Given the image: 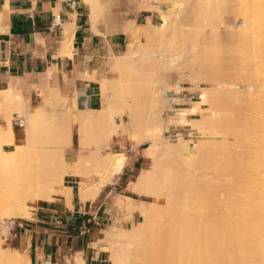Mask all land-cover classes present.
I'll return each mask as SVG.
<instances>
[{"label":"bare ground","instance_id":"1","mask_svg":"<svg viewBox=\"0 0 264 264\" xmlns=\"http://www.w3.org/2000/svg\"><path fill=\"white\" fill-rule=\"evenodd\" d=\"M146 1H149V0H146ZM235 1H236V5H237V0H235ZM248 1L250 2V0H248ZM248 1L246 0L248 7H249L250 3L252 5L254 2L259 4V0H257L258 2L251 0L250 3H248ZM85 2L87 4V8L89 9V11H88L89 21L91 23L92 29L94 30V32L96 34L100 32L104 36H106V39H108L109 35L121 33L123 35H127V36L132 37L133 39L136 40L135 41L136 43L131 41V40H130V42H128L126 49H128V48L129 49L127 50V53H125V55L118 54L115 51V53H112V55L107 57L108 58L107 59V66L109 68L113 67L115 70L118 71V73L115 77L110 78L108 76H103V77L97 78L96 76H90L87 71H86V74L83 73L82 75L78 76V78L82 79L86 85L90 81L89 80L90 78L98 80V83L100 85V101H101L100 105L98 107H89L88 105H85V103L82 102V100H81L82 96L85 94V91L82 89H75V96L72 97V101L69 105H68V103L65 102L66 103L65 105H67L66 107L70 106V108H71V104L74 107V116H75L74 120L76 123L71 127V132H70L69 138L71 139V142H72L74 140L75 134L77 133L76 136H78V148L76 150V153H74V157L72 158L73 160L68 161V159L65 156L67 154H66V152H64L65 155L62 154L61 157L58 156L56 158V160L55 159L53 160V162L50 161L51 164L50 163L49 164H50L51 169L48 166L49 164L47 165L48 166L47 169L52 170V172L49 173L50 176L48 175V172H46L44 174V175H47L46 178L43 175L44 177L42 176L41 177L42 179H35L34 180V179L28 178V177L32 178L31 174H29L31 176H29V175L28 176L17 175L20 177V179H21V177L22 178L24 177L30 181H27V179H26V181L24 179H23L24 181L21 180V182L23 181L24 183L28 184V185L25 184L26 188L24 187L23 189H21V191H20L21 193L19 192L17 195L13 194V200L8 201V202L6 201L7 203H5L4 206H2L3 208H1L2 210H0V230L2 229V231H0V236L2 233L8 232L10 230L15 219L26 218V217L31 216L33 208H32L30 201L28 199L32 200V202L40 200V199H46L49 196V194L58 190V187L60 188L62 186L63 191L65 192L67 198L70 201H72V197H73V187L79 188V197L81 200L85 201L88 198H92L93 200H95L97 195H99V192L101 190V186L95 187V190L92 192L89 191L88 189H86V183L93 179L94 174H102L103 175V179L101 181V184L103 187L106 186L107 184H112V183L116 182L115 180L118 179V177L120 176V174L123 172V170L125 168L127 155L125 152H120V151H117L116 153L105 154L101 150V146L99 144L100 140L107 142L111 139V137H114L116 135L121 136L123 134V132L120 133V130H118V128H117V126L122 124V118L120 120H118L117 112L114 110V107H113V99L115 98L114 96L118 94V93L115 94L113 92V89L122 88V90L125 92V89L128 90L127 87L129 85H131V83H134L133 85H135L136 84L135 82H137L138 80L140 81L142 78H144L143 75H145V74L143 73V71L145 70L146 64H144V63H146V62H143V64H144V65L142 64L143 67L141 66L139 68L142 70V71L140 70L139 76L137 75V77H132L133 78L132 80H134V78L136 79L138 77L141 78V79L138 78L137 81H135V82H133L132 80H131L132 82H129L127 80L129 75L127 74L128 71H127V73L125 71V69L128 66L131 67L130 65H132V63L134 65L136 63H140L141 61H143L142 60L143 57H144V59H148V61L149 60L151 61V59H152V61H156L157 63L160 62V65H161L160 67L158 66V64L156 62H151V64L156 63L154 65H156L157 67H159L161 69H163V68L165 69V67H164L165 65H166V69L168 66L169 70L172 67L171 66L169 68L168 63L171 64V62L170 61L168 62L167 60H166L167 63L165 62V65H162L164 63V60L160 58L163 61H160V60L158 61L160 54L156 53L157 51L154 48L153 49H152V47L149 48L151 44L154 45V43H152V42H154V39L158 38L160 35H163L165 33L166 28H167V17L166 16H162L163 22L160 24H154L152 22L151 16H147L146 17V24H140L143 27L146 26L144 30H141L143 32H141L138 30L139 27L137 28V24H139V23L136 22V18H130L127 15V13L130 10L136 8L135 4L136 3L139 4L140 0H128L127 6H124L123 4H121L120 0H85ZM261 2L263 5L262 7L260 6ZM261 2L259 4V6H260L259 9H261V10H259V11L257 9L254 10V6L256 4L253 6L250 5V9L252 6L251 11L253 10V12H251L249 10V14H245L248 12V11H245V9H244V7H246L247 5L245 6V4H246L245 1H244L245 4H243V0H242V2L240 0V4L242 3V5H240L241 6L240 9H242L244 12L240 13L239 9H237L239 11V14H240L239 18L241 19L242 13H244L247 17L245 19L244 15H242L244 17V19L242 17L241 22H242L244 27L242 26V24L238 25L239 27L241 25L242 28L247 27V30H244V32H243V34L245 33L244 34L245 36L244 37L242 36L243 37V41H241L242 43L243 42L246 43L247 37H250V32L252 31L251 29H254L256 27H257L256 29L259 28L258 31L256 30L257 31V43L260 44V40H261L262 45L264 43V23L262 24V27H261V25L259 27L258 26L253 27L252 25H250L248 27L250 21L251 22L253 21L252 23H254V21H256V23H258V21L260 19L259 16L260 17L262 16L260 21H264V1L261 0ZM144 7L147 9H152V6L149 3L147 5H145ZM256 7H258V5ZM218 9L220 10L221 8H218ZM246 9H247V7H246ZM219 10H216V12H215V10L213 9L210 12L211 14L207 15L206 13H204V15L205 14H206V16L211 15L213 17V16H215V13H216L217 14L216 19L221 20V17H220L221 12ZM217 11L219 12V16H218ZM207 12H209V11H207ZM255 12H257V16H258L255 19L259 18L258 21L253 18L254 16H256ZM236 14H238V13L236 12ZM248 16H249V18L252 17L253 19L250 20L248 18ZM242 20H245V22ZM247 21H248V23H247ZM100 23L104 24L103 27H101V28H100ZM228 23H229V21H228ZM256 23H254L253 25H255ZM221 25H222V23L219 26H221ZM238 26H237V28H239ZM216 28H218V25L216 26ZM216 28L214 30L219 31ZM140 29H142V28H140ZM75 30H76V27H75L74 22H72V24L68 23L66 25V30H64V31L66 32V35L69 36V40L65 39V37L63 38V42H62L63 48L61 51L58 52V55L63 56V53L66 52V55H68L70 58L73 57V51H72L71 47H72V43L74 41ZM214 30H213V38L216 37L214 35V33H217L216 35L218 38L219 33L214 32ZM239 30H242V29L239 28ZM233 31H235V30H233ZM200 32L204 33L203 31H200ZM237 32H238V34H240V36H239L240 40H242V37H241L242 32L238 31V29H237ZM141 33L143 34V36L147 40L145 43L142 40H140ZM247 33L249 34L248 36H247ZM204 35L202 37L201 33H200L198 35V37L201 36L203 38L202 39L203 41L206 38H209V37L211 38L210 35H209V37H207V35H205V36ZM259 35H262L261 38H259L260 40L258 39ZM187 37L186 38L184 37V40L186 39L185 42H187ZM190 38H193V37H188V39H190ZM195 38H196V36H195ZM221 38L222 37L220 34V39ZM249 39L250 38H248V41L250 42ZM206 40L207 41H205V42L209 41L208 39H206ZM215 40L216 41H214V39L211 40L212 45L209 44V46H210L209 50L212 49L211 47H213L214 49L219 47V46H217L218 44L222 45L220 43H221V40H223V38L220 40V43H218L216 38H215ZM230 40H233V38ZM240 40H239V42H240ZM192 41H194V40H192ZM203 41H201V42H203ZM236 41L238 42L237 39H236ZM248 41H247V44H245V43H243V45L241 44V46H243V47H242V49L240 48L241 49L240 51H239V46L235 47L236 50L238 48L237 51H239L240 53L242 52L241 54L237 51H234L235 49L232 47L231 51L235 52L236 54L239 53L240 55L234 54L235 55L234 56L232 54H229L230 55L229 58L231 59L233 56L231 61L232 60L234 61V59L236 57H239V56H240V58H242L241 55H243V58H244L245 57L244 53L253 54L252 56H254V55L256 56L255 58H253L254 59L253 60L251 58V55H248L249 59L251 58L250 59L251 62L250 61L248 62L249 68L244 69L242 67L241 71H239V73H238L237 71H235L236 69L234 67V71L236 73L234 71H232L230 73L231 75H233V73L236 74V76H235V78H233V80L235 82H237L236 80L239 79L237 74H240V75L243 74L242 70L244 69V70H246V73L249 72V74L247 73L249 79L246 80L247 77L245 76L246 78L244 77V81H243L242 77L246 74L244 72L245 74H243V76L241 75L242 76L241 82H244V83L247 82V83H249L248 85H250L251 87L253 85H256V88L253 86L255 89L251 88L249 86L250 89H252V90L254 89L253 91L252 90L246 91V89H245V91L249 94L253 92L252 96H250V95L248 96L247 93H243V92L241 94L239 93V95H238V98L242 97L241 98L242 100H240L242 103H244L243 100L247 102V100L249 101L251 99L250 97H252L253 100L251 99L248 102V103H250L252 101V104H250V106H248L249 105L248 103H246V102L244 103V106L246 105L248 108L243 106L245 108L244 109L239 105L241 107V108L239 107V109H242V110L244 109L243 111L249 112L248 109H251L250 113H249L250 115H248V113L246 115H244L246 112H243V116H241L238 120H235L233 122H228V119H227V123L226 122L223 123L222 120L224 118L220 119L217 115H216V119L214 118L215 116L213 117L214 119L212 118V116L214 115V112L216 111V107H218L217 104H219V102H220V104L223 105L221 102L226 101L224 98V94L229 93L230 92L229 90H231V88L228 87V85L230 86V84H227V85L225 84V86H227V89L230 88L228 90V92H226V93L222 91V93H223L222 94L220 90H219L220 92H218L215 88H213L217 91L218 95L219 94L223 95L222 97L216 95L217 96L216 98L220 97L219 100L217 99V102L216 101L214 102L215 98H213V97L215 95L211 96L212 99H210L207 96L204 97L205 101L202 103L207 104L206 101L207 102L209 101L208 104L210 105V108L207 110L201 109L202 112L212 110V111H210V112H212V116H206L205 117V119L206 120L208 119V121L204 123L202 120H198V121L194 120L195 122H193L191 124H190V122L193 120H191L190 122H187L190 124V125L188 124V126H187L189 128L190 132H187V133L181 135L180 137L177 136L178 133L176 136H172V137L171 136L168 137V135H166V137L161 136L158 134V133H161V129H160V131L157 134H155L158 137L160 136L158 139L153 133H151V131L153 132V130H151V128H150L153 124L154 125H156V124L151 122V120L149 121V123H152V125H149V127H148V130H151L150 132L148 131L149 133H151L150 135L148 133V135L149 136L154 135L155 137L151 136L153 139L157 138V141L153 142V144L155 145L154 147L157 149L154 150L155 148L150 147V146H148V148H147V150L153 149L154 152L157 151L154 155H153L154 152L152 153L151 150H150V152H149V150L147 151L149 153L148 154L149 157H150V154L154 156V158H152V160H153L152 161V168L154 170L152 168L151 169L153 171H149V169H147V170L143 169L144 170L143 172H146V173L142 174L143 172L141 171V173H140L141 175L139 174V176H136V178L134 180L130 181V183L128 184V188L130 190L135 191V192L142 194L144 196H150V197L163 196L168 202V208L165 206L163 207L161 205H157L158 206L157 207V206H155V204L153 202H150V201H147V202H145L144 200H138L136 202L134 201L136 203L135 204V211H138L140 213V216L142 219H141V221H135L134 220L132 226L126 228L121 224L122 221H121V217H120L119 212L122 208H124V204L127 200V197H125V199H124V197H122V195L118 194L117 198L113 201V204L111 206V211L113 213L112 221L104 229L105 236H103L100 243L95 244L97 247L106 251L110 255V259H111L110 262H112V264H264V50H262V52H259L260 47L256 46L254 49L252 48L254 50L252 53L250 51L251 48H249L247 46L249 44ZM205 42L203 44L204 46H205ZM212 42H214L215 44ZM224 42L227 45L229 40L227 42L224 40L223 43ZM239 42H238V44H239ZM192 43L195 44V42H192ZM192 43H191V46L194 45ZM208 43H210V42H208ZM229 44L231 46L230 42H229ZM197 45L195 44V46H192L191 55L189 54L190 57L192 56L191 58L196 57V56H194V54L198 55L196 52L195 53L193 52V50L196 49V47L199 48L201 43L199 44V42H198ZM209 46H205V48L206 47L207 48H206V50H203L204 53L206 52V54H207L206 56L204 55L205 59H207V60L211 59V58H209L210 56H212V58L214 57L213 63H215L217 68H218L217 58L220 57V58H218L219 59L218 62L220 64L221 55L219 54V52L217 54H216V52L215 53L212 52V51H215L217 49L210 50L212 53L211 52L209 53V50H207ZM224 46H225V44H224ZM246 46H247V48H246ZM154 47H155V45H154ZM184 47H185V45H184ZM184 47L181 45V48H184ZM222 48H224V47L222 46ZM244 48H245V51H244ZM200 49H204V48L201 47ZM180 52H179V54H180ZM228 52H229V49H228ZM232 52H230V53H232ZM186 53H188V52H186ZM213 53L216 54L217 56L215 55L216 56L215 57ZM137 54L139 55V57H140V55H142V58L138 57L137 59H139V60H137L136 62L135 61H133V62L130 61V63L128 62L130 65H127L126 63H124V61L127 59L129 60V58H130V60H134L135 55H137ZM184 56H185V54H184ZM126 57H129V58H126ZM180 57L185 59L186 61H187V58H190L189 56L187 58L186 57L184 58L182 56H180ZM121 58L123 59V61H121L120 63L123 62V65H121L119 63V59H121ZM177 58H179V57L177 56ZM191 58L189 59V61L191 60ZM201 58H204L203 55ZM194 59H196V58H194ZM194 59H193V61H194ZM205 59H203V61L200 62V65H197V66L201 67V68H199V70L202 69V67L207 68V70H205V72H203L204 75L205 74L206 75L205 76L203 75V76L206 78V80L211 79L210 82L212 84H214L216 77H218V76L220 77V75H218L217 72L220 73L219 69H220L221 65H219L220 67L217 70L216 66L213 67L212 64L210 65V63L212 61L210 62V60H208L209 62L207 63V60H205ZM215 59H216V61H215ZM249 59H247V60H249ZM255 59L257 60L256 62H255ZM177 60H180V58ZM247 60H246V62H247ZM148 61H147V63H148ZM171 61H172V59H171ZM196 61H199V60H196ZM233 61L231 63L233 65L229 64L230 67L236 65L235 63H233ZM237 61H238V63H240L239 60H237ZM174 62H176V61H174ZM192 62H190L191 64H188V65H192ZM178 63L182 64L184 62L178 61ZM253 63L255 65H257V68H255V66H253ZM148 64H150V63H148ZM175 64L173 65L174 67H175ZM181 64L179 66H181ZM206 64L208 67L210 66L209 68H211V66H212L214 68V71L216 69L217 72L216 71L214 72L213 68H211L212 71L209 69L213 74L216 75V77L214 79L212 78L213 76L210 75V74H212L211 72H208L209 76L210 77L212 76L211 78L208 76V73H206V71H208V67L205 66ZM184 65H186V64H184ZM193 65H194V62H193ZM237 65H238V68L240 69V67H239L240 64H237ZM179 66H176V68ZM252 66H253V68H255L257 70V77L255 76L256 70L255 69L253 70ZM136 68L139 71L137 66L134 67V69H136ZM149 68H148V70H152L154 67L152 66L151 69H149ZM134 69L132 71H134ZM161 69H160V71H162ZM203 69L201 70V72L204 71ZM231 69L233 70V67H231ZM55 70H57L56 67H54V69H50L46 74L42 75V78L40 79L41 81H39V83H41V85L38 87H39L41 93H49V91H52L54 95H57L59 97L60 96V92H59L60 90H59L58 84L56 86H53V87L49 86V80H50V78L54 77L53 74L55 73L54 72ZM129 71L131 72V70H129ZM146 71L147 70H145V73H146ZM155 71H156V73H155V75H156L157 70H155ZM166 71H168V70H166ZM193 72H194V70H193ZM201 72H200V74H201L200 76L202 77ZM250 72L253 74H251ZM87 73H88V75H87ZM140 73L143 75H141ZM150 73L151 72H149L148 74H150ZM196 73H197V71H196ZM130 74H132V73H130ZM133 74L136 75V73H133ZM157 75L155 76V80H156V77L159 80V77L161 76L160 74H159L160 76L159 75L157 76ZM251 75L256 77V79L258 81L257 80L255 81V78H252V80H254V81H252ZM148 76H150V75H148ZM207 76L209 78H207ZM64 77H65V79H67L66 76H64ZM148 78H147V80H150ZM230 79H232V78L230 77ZM147 80H145V85H144V80H141V82H143V83L137 82V84L139 83V84H141L140 86H145V89H148L149 88L148 86H149V84H151V82L149 84H147L148 86H146ZM212 80L214 82H212ZM191 81H193L192 78H191ZM198 81H200V80H198ZM216 81H218V80H216ZM239 81H240V79L238 80V83H241ZM154 82H156V81H154ZM202 82H204V81H201V83ZM253 82H254V84H253ZM125 83L129 84V85H126ZM157 83L155 85H157ZM238 83H237V85H238ZM153 84H151V88L155 86ZM72 85H74V83H72ZM133 85H132L133 88L131 87L132 90L128 93H131V94L133 93V96H134V94H135L134 92H136L137 94H140L137 96L142 98L141 96H143V94H141L142 92L139 91L138 85L136 86V88ZM232 85L233 86H231V87H234V84H232ZM158 86H159V83H158ZM160 86L164 87V85H161V84H160ZM166 87H167V84H166ZM249 87H245V88L248 89ZM123 88H125V89H123ZM151 88L148 89L149 94L151 93L150 92ZM157 88L159 90L160 87H157ZM177 88L178 87L176 86L175 89H177ZM153 89H155V88H153ZM163 89H160L161 90L160 92L163 91V93H164ZM190 89L191 88H189V90ZM194 89L196 90V88H194ZM199 89L200 88L198 87L197 90H199ZM203 89H200V90H203V91H205V90L210 91L211 90L210 88H203ZM166 90H168V89H166ZM191 90H193V89H191ZM240 90L243 91L244 88L242 87V88H240ZM7 91H8L7 95L10 98H14L16 95H18L19 99L17 100V98H16V100L18 102L21 100L20 99L21 96H20V94H18V91L16 90L15 86H11ZM175 91H174V93H175ZM203 91H202V93H203ZM209 91H207L208 94L210 93ZM158 92H157V95H158ZM148 93H147V95H149ZM211 93H212V91H211ZM217 93L215 92V94H217ZM233 93L238 94V92H235V90L233 91ZM244 94H246V96H244V97L245 98L248 97L249 99H243ZM45 95H47V94H45ZM150 95L152 97V100H154V97L152 96L153 93ZM154 95H155V93H154ZM210 95L211 94H209V96ZM172 96H170V97H172ZM143 97L145 98V96H143ZM155 97L158 98V99L156 98L157 100H155V101H157V102L162 101L161 104H165V102H166L165 99L162 98L163 100H161L160 95L155 96ZM134 98H135V96H134ZM144 98H142V99L144 100ZM221 98H223L224 100L222 99L223 100L222 101ZM173 99H176V97ZM188 99H190V98H188ZM64 100H67V99H64ZM148 100H149V98H148ZM210 100L213 102L212 104H210L211 103ZM135 101H137V102H135V105H136L135 109L141 110V108H143V107L140 105L138 99L135 98ZM188 101H190V100H188ZM253 101H255V103ZM133 102H134V100H133ZM133 102L130 103L132 106L134 105ZM146 102H148L147 98H146ZM152 102L150 101V103H152ZM237 102L239 103V99H237ZM215 103H216V105H215ZM152 104H151L152 107L151 106L150 107H151V109L154 110V107H156L157 104L155 106H153ZM177 104H178V102H177ZM198 104H200V103H198ZM213 104H214V106H216L214 108L215 111L212 108V107H214ZM228 104H231L230 101ZM131 105H127L126 108L130 113L131 123L135 124L134 120H133L134 113H135L133 111L134 107H132ZM211 105H212V107H211ZM252 105H253V107H251ZM220 106L218 108L219 110H217L218 115L221 112ZM231 106H229V108ZM150 107H148V108L150 109ZM162 107H163V105H162ZM223 107H224V105H223ZM249 107H251V108H249ZM39 108L40 107H38V109ZM148 108H147V111H149ZM156 108L157 109L159 108L158 110H163V108L160 109L159 106H157ZM199 108L200 107L198 106V109ZM140 110H137V112L139 113ZM156 110L152 111L153 113L151 112L152 115L156 113ZM166 110H169V109H166ZM232 110H233V108L231 109V111ZM185 111L186 110L184 109V111H181L180 113L178 112L180 114L179 118H182L183 120L185 119V115H186ZM222 111H224V110H222ZM42 112L43 111L40 109L37 112V114L40 115V114H42ZM143 112H146V111H143ZM158 112H157V114H159ZM196 112H197V110H196ZM251 112H252V114H251ZM140 113L138 114L139 116H141V117H142V115L144 116L143 113L141 115H140ZM178 113H176V116L179 115ZM33 114L34 113H31V112L26 113L25 116H27V120L31 121ZM166 115L167 114L165 113V116ZM173 117L175 118V115L170 117L171 118L170 121H172ZM210 117H211V119H210ZM217 117L219 119H217ZM179 118H178V121H180ZM221 118H222V116H221ZM226 118L227 117H225V119ZM156 119H159V117L158 118L156 117L155 119L153 118L154 121ZM175 119H177V117ZM212 119H213V121H211ZM159 120L161 122L162 117ZM159 120H157L156 123H159L158 122ZM214 120L216 123H214ZM216 120L217 121L219 120L218 121L219 123H217ZM230 120H234V119H230ZM147 121H146V124L143 125L144 127L147 125V123H148ZM186 121H187V119H186ZM186 121H185V124H187ZM199 121L200 122L202 121L201 124H199ZM209 121H211L212 124L214 123L213 125L216 127L221 126L222 129H220L219 131H215L213 129L214 126L211 123H209ZM9 122H10V120L8 121V125H7L8 130L6 129L8 131V133H6L7 131H5V129L3 130V128L1 127L2 130L4 131V133H6V136L2 132V130H0V141H2V145L4 146V149H10L11 150L14 148L13 146H14V140H15V130H14L12 123L11 122L9 123ZM28 122L29 121H27V123ZM163 122H164V120H163ZM168 122H169V120H168ZM180 122H182V121H180ZM140 123H141V121H140ZM203 123L204 124L208 123V124H206L203 127L202 126ZM105 124L109 125V127L104 128L103 126ZM141 124H144V123H141ZM169 124H170V122H169ZM223 124H224V127L222 126ZM161 125H163V124H161ZM176 125H178V123ZM158 127L161 128L160 124H159V126H157V127L155 126L154 128H158ZM207 127H209V128H207ZM204 130H206V131H204ZM240 130H241L242 134H239ZM215 140H221L222 142L216 141L217 142V144H216ZM218 143H220V145L222 143L223 144L219 147ZM153 144L151 146H153ZM213 144H216L219 147V149H221V150L218 151L217 150L218 147L213 145ZM156 146H160V147H156ZM214 148L216 149V151L214 150ZM65 161H68L70 164H72L76 168H78L76 176L71 177L73 181L69 180L67 178V176H65V174H64V168H65L64 162ZM147 171H149L153 174L150 176L151 173H149ZM3 173L4 172L0 169V175L1 176L4 175L2 177H3V181L5 183L6 182L7 183L8 182H11V183L15 182L13 180H12L13 181L12 182L11 179H8L6 177V175ZM19 174L21 175L22 173H19ZM147 175H149V176H147ZM17 176H16V179H17ZM2 177H0V178H2ZM5 180H7V181H5ZM32 180H34L35 182ZM3 181L1 184L4 183ZM16 182H18V180H16ZM16 182H15V184H16ZM7 183H6V185L12 186V184L9 185ZM3 186H4V184H3ZM5 188H6V189H4L5 191L8 190V192H10L11 188H7L6 186H5ZM8 192H6V193H8ZM130 206H132V203L130 204ZM132 207H131V209H132ZM158 209L159 210L161 209L162 211L163 210L164 211L160 214V212H158ZM132 211H133V209H132ZM167 211H168V213H167ZM130 213H133V212H130ZM158 213H159V215H161V216H159L160 218L158 217ZM152 228L155 230H153ZM151 229L153 230L152 234L155 233L154 235H152L150 233ZM157 236L160 237L159 243L157 241L158 240ZM160 239L162 240V242ZM155 242H157V243H155ZM73 256L74 257H72V258L68 257L71 264H84L85 263V259L82 257V253L76 252ZM0 264H31L30 263V256L28 255L27 251H25L24 249L14 248L12 246H9L8 248L4 249L2 247L1 240H0ZM45 264H55V263L51 262L50 260H46Z\"/></svg>","mask_w":264,"mask_h":264},{"label":"rangeland","instance_id":"2","mask_svg":"<svg viewBox=\"0 0 264 264\" xmlns=\"http://www.w3.org/2000/svg\"><path fill=\"white\" fill-rule=\"evenodd\" d=\"M81 1L87 6L85 0H81ZM244 1H245L246 4L244 3ZM253 1L258 2L257 0H253ZM262 1H264V0H262ZM241 2H242V0H241ZM250 2H251V0H250ZM250 2L248 1V3H250ZM260 2H261V0H259V4H260ZM148 3L152 6V9H147V8L144 7ZM139 4L140 5L138 6V9H147V10H151L152 11V13H153L152 22L154 24H160V23H162L163 22V17L162 16H166L167 17V28H166L165 33L163 35H160L158 38L154 39V42H152V43H154L155 47H154V45L151 44L152 46L150 45L149 48H151V47H152V49L154 48L157 51L156 53L160 54L158 61L159 60L160 61H163L164 60V63L163 62H162L163 64L161 63L162 65H165V62L167 60L168 62L170 61L171 64H172L171 65L170 63H168L169 64V68L171 66L172 67L169 70L168 69V66H167V69H166V65H165L164 66L165 69L164 68L161 69V68H159L161 66L160 65V62L157 63L156 61H152V59H151V61L150 60L148 61V59H144V57L142 59L143 61H141L140 63L134 64L139 69L142 66L143 62H146L144 64H146L145 65V70H147L146 71L147 74L145 73V70H144L143 73L145 75H143V74L140 73L141 75H143L144 78L141 79L140 77H138L141 80H144V85H145V80H147L148 77H149L148 79H150V80H147L146 81L147 82L146 83V86H148L147 84H149L150 82H151V84L154 83L153 85H155L157 82L159 83V86H158V83H157V85H155L152 88H151V84H149V86H148L149 88H151V91H150L151 93L150 94L153 93L152 96L154 97V100H152L151 95L148 93L149 92V90H148L149 88L147 87L148 89H145V86H140L141 84H139V83H138L139 84L138 85L137 82H141V80L140 81L139 80L137 81L138 78H136V79L134 78V80H132L133 79L132 77H137V75L139 76V72L141 70V69H139V71H138L137 68L134 69L135 66L132 63L133 61L136 62L137 60H139V59H137L139 57V55L138 54L135 55L134 60H130L129 57H126V58H129V60L128 59L125 60L124 63H126L127 65H130L129 63H130V61H132L131 63L134 66L133 67L132 65H130L132 68L128 66L129 68L127 67L125 69L126 73L128 71L127 74L129 75V77L127 78V80L129 82H132V81L135 82V81H137L135 83L138 85L139 88L138 87L137 88L139 89V91L142 92L141 94H143V96H145V98L143 96H141L142 98H144V100L142 98H140L139 96H137V95H140V94H137L134 91L133 92L136 94V95L134 94V96H135L136 99H138L140 105L143 108L140 107L141 110L140 109H135V106H136L135 105V102H137V101H135V98L133 96V93L132 94L131 93H128V92H130L132 90V88H133L132 85L134 83H131V85H129V84H126L128 82L127 81L125 84L126 85H129V86L127 87L125 85L128 88V90L125 89L126 87L123 88V89H125V92L122 90V88H118V89L115 88V89H113V92L115 94L118 93L117 95L114 96L115 98L113 99V107H114V110L117 112V118H118V120H120L122 118V124L119 125V126H117V128H118V130H120V133L123 132V134L121 136H117L116 135L114 137H111V139L109 141H107V142L102 141V140L99 141V144L101 146V150L105 154H108V153H116L117 151L125 152L126 155H127L125 167L129 163V161H130L131 158L138 159L139 162L141 163V165H140V169L138 170V172L135 173L136 176H139V174L141 173V171L142 172L144 171L143 169H146V170L149 169V171H153L154 170L152 168V161H153L152 158H154L153 155L157 152V151L154 152V150H156L157 148L154 147L155 145L153 144V142H156L157 141V138L159 139L160 136L158 137L155 134H157L160 131V129H161V133L162 134L161 133H158V134L161 135V136H165L166 137V135H168V137H170V136L172 137V136H176L177 133H178L177 136L180 137L181 135H183V134H185L187 132H190L189 128L187 127L189 123H187V122H190L191 120H193V121L190 122V124H191V123L195 122L194 120H196V121L202 120L204 123L208 121V119L206 120L205 117L206 116H212V112H210L212 110L202 112V110H205V109L207 110V109L210 108V105L208 104L209 101L208 102L206 101L207 104H203L202 103V102L205 101V98L204 97L207 96L210 99H212L211 96L212 95L213 96L215 95L213 97V98H215L214 99V102L215 101L217 102V99L219 100V98L223 96V95H220V94L218 95L217 91L218 92L221 91V93L223 91V92L226 93L231 88V90H229L230 91L229 93L224 94V98H225L226 101L225 102H221L224 105V107H223V105L220 104V102H219V104H217L218 107L214 106V104H213L214 107H212V105H211V107L213 108V110L216 107V111L214 110L215 112H214V115L212 116V118L215 116L214 118L216 119V115L220 119H223L224 118L222 120L223 123H225V122L227 123V119H228V122H233L235 120H238L241 116H243V112H246V111H243L245 109L244 107L248 108L246 105L244 106V103L246 101L243 100L244 103H242L240 101V100H242L241 99L242 97L241 98H238V95H239V93L241 94L242 92L243 93H247L246 92L247 90L250 91L252 89H250L251 86L248 85L249 83H247V82H245V83L244 82H241L242 81L241 80V77L243 76V74L246 73V70H244V69L245 68L246 69L249 68L248 67L249 66L248 65V62L249 61L251 62L250 59L251 58L253 59L256 56L255 55L252 56L253 54L244 53L245 54L244 55L245 56L244 58H243V55H241V57L243 59L240 58V56L239 57H236L234 59V61L232 60L233 63L236 64V65L234 64L235 66H231V67H233V70H232L231 67L229 66V64L230 65H233V64H231L232 63L231 59L233 58V56L230 59L229 58L230 57L229 54H232V55H234V54L237 55L238 54V55H240L242 53V52L240 53L239 51L243 47V46H241V44L243 45V43H245V42L242 43L241 41H243V37L245 36L244 35L245 33L243 34L244 30H247V27L242 28V26H243V24L241 22V19L243 17L242 15H244V17L246 19L247 17H246L245 14H249V10L251 11L253 5L256 4L254 6V10L257 9L258 11L261 10V9H259V7L260 6L261 7L263 6L262 5V2L260 4V6H259V4H257V3L254 2L253 5L250 3V5H252L251 6V9H250V5L248 7L246 0H243V4H245V6L247 5L246 6L247 9H246V7H244V9H245V11H248V12L245 13V14L242 13L241 14V19H240L239 18V16H240L239 11H240V13L241 12H244L242 9H240V7H241L240 5H242V3L240 4V0H237V5L238 6L236 5V1L235 0H149V1L140 0V3ZM257 5H258V7H256ZM218 8H221V9L219 10ZM213 9L215 10V12H216V10H219L221 12V16H220L221 17V20L220 19H218V20L216 19L217 18L216 17V15H217L216 13H215V16H213V17L211 15L206 16V14L207 15L208 14H211L210 12ZM237 9H239V11ZM206 10L209 11V12H207ZM88 11H89V9L87 8V12ZM135 11H136V8L130 10L127 13V15L130 18H136L135 14H134ZM235 11L238 14H236ZM251 12H253V10ZM204 13H206V14L204 15ZM217 13H218V16H219V12L218 11H217ZM255 15L256 16L253 17L254 19L258 17L257 16V12H255ZM244 17H243V19H244ZM248 18H249V16H248ZM253 18L250 17L249 19L252 20ZM259 18H258L259 21H258V19H255V20L258 21V23H256V21H254V23H256L255 25H253L254 24V23H252L253 21L252 22L250 21L249 25L247 24L248 27L250 25H252L253 27H256V26L259 27L261 25V27H262V24L264 23V21H260L261 18H262V16L261 17L259 16ZM228 21H229V23H228ZM242 21L245 22V20H242ZM136 22H137V20H136ZM137 23H139V24H137V28L139 27V29H138L139 31L145 29L146 26L143 27V26L140 25V24H146V19L145 18L142 17L140 19V21L137 22ZM221 23H222L223 26L222 25L219 26ZM247 23H248V21H247ZM239 24H242V26L240 25V27H239L238 26ZM103 25H104L103 23H100V28L103 27ZM217 25H218V28H216ZM237 26L239 28H241L242 30H239V28H237ZM140 28H142V29H140ZM215 28L218 29L219 31L214 30ZM256 28L251 29L252 31L250 32V37H247L249 35L248 33H247V36H246L247 37V40H246V43L245 44H247L248 38H250L249 39L250 42L248 41L249 44L247 46L249 48H251L250 51L252 53L254 51L253 49L256 46L260 47L259 52H262V50H264V46H263L264 43L262 42L263 43V45H262L261 44V40L259 39V38H261L262 35H259L258 36V39L260 40V44L257 43V31H258L259 28L258 29H256ZM237 29H238V31L242 32L241 33V37L243 36L242 37V40H240V37H239L240 34H238ZM213 30H214V32H218L219 33L218 34V38H217V35H216L217 33H214V35L216 36L215 38L217 39L218 43H220V40L223 38V40H221V43H220L222 45H219L218 44L217 46H219V47L215 48L218 51L215 50L213 47H211L212 49H210V50H213L214 49L215 51H212V52H214V53L216 52V54L219 52V54L221 55L220 64L218 62V60H219L218 58H220V57L217 58L218 68H217L216 64L213 63L214 62V60H213L214 57L212 58V56H210L209 58H211L212 60L211 59H208V60H210V62L212 61L210 63V65L212 64L213 67L216 66L217 70L220 67L219 65H221L220 69L222 71L219 69L220 73L217 72L216 69H215V71L217 72L218 75H220L221 78L219 76L216 77V75L211 72L212 71L211 68H213L212 66H211V68H209L210 66L208 67L207 64L205 65V66L208 67V71H206V73L211 72L212 74H210V75L213 76V77L211 76L213 79L216 77L215 82L212 80V82H214V84H212L210 82L211 79L206 80V78L204 77L206 74L204 75L203 72H205V70H207V68L202 67V69L204 68L203 69L204 71L201 72L202 69L199 70V68H201V67L200 66H197V65H200V62H202L203 59H205V56L207 55L206 52L204 53V51H203V50H206V48H207V47L205 48V46H209V44H211V40L212 39H214V41H216L215 38H213ZM233 30H235V31H233ZM200 31H203L204 33L200 32ZM141 32H143V31H141ZM199 32L201 33V36L202 37H203L204 34L207 35V37H209V35H210L211 36V38L209 37L210 39L209 38H206V39L209 40L208 42H210V43L205 42V41H207L206 39L203 41L202 40L203 38L201 36L198 37V35L200 34ZM100 34L102 36H104L102 33H100ZM220 34H221V37H222L221 39H220ZM187 36L188 37H193L194 39L193 38L188 39ZM195 36H196V38H195ZM64 37H65V39H68L69 40V36L66 35V32H65V36ZM184 37L185 38L187 37V42H185L186 39L184 40ZM104 38H105L106 43L108 44L109 53L107 54V56L105 58L106 59V63H104V65H103L102 75L103 76H108V77L112 78V77H115L117 75L118 71L115 70L113 67H110L109 68L107 66V59H108L107 57L110 56V55H112V53H115V51L118 54L125 55V53H127V50L129 49V48L126 49L128 42H130V40L133 41V42H135L136 40L133 39L130 36L123 35L121 33L120 34H117V35H115V34L109 35L108 39H115V40H118L120 42V44L117 46V48L114 49V50H112V46H111V44L109 42H107L106 36H104ZM232 38H233V40H230ZM235 38L238 40V42L240 40L239 44H238V42L236 41ZM140 40H142L144 43L147 41L145 39V37L143 36L142 33H141V36H140ZM192 40H194V41H192ZM224 40L226 42L229 40V42L231 43V46H230L229 42H228L227 45H226L225 42L223 43ZM197 41L199 42V44L201 43L200 46L203 47L204 49H200L201 48L200 46H199V48L196 47L197 50L194 49L195 51L193 50V52L194 53L196 52L198 55H195L194 54V56H196V57L191 58L192 56L190 57V55H191V51H192V46H195V44L197 45V43H198ZM201 41H203V42H201ZM192 42H195V44L192 43ZM204 42H205V46L203 45ZM191 43L194 44V45L191 46ZM212 43H214V42H212ZM224 44H225V46H224ZM181 45L183 47L185 45V47L184 48H181ZM222 46L224 48H222ZM238 46H239V51H237L238 48H237V50L235 48V47H238ZM247 46H246V48H247ZM232 47L235 49V50L233 49L234 51H237L240 54L239 53L236 54L235 52H232L231 51ZM209 48H210V46L208 47L207 50H209ZM71 49L73 51V43H72ZM228 49H229V52H228ZM210 50H209V53L211 52ZM244 51H245V48H244ZM179 52H180V54H179ZM186 52H188V53H186ZM230 52H232V53H230ZM63 54H66V52H64ZM184 54H185V56H184ZM216 54H214V56ZM179 55L182 56V57H184V58L185 57L187 58L189 56L191 58V60L189 61L190 58H187V61H186L185 59L181 58ZM202 55H203L204 58H201ZM248 55H251V58L250 59H249V56ZM177 56L180 58V60H177V59H179V58H177ZM139 58H142V55H140ZM160 58L163 59V60H161ZM194 58H196V59H194ZM105 59H103V60H105ZM121 59H119V63L121 61H123V59L122 60ZM171 59H172V61H171ZM193 59H194V61H193ZM247 59H249V60H247ZM196 60H199V61H196ZM205 60H207V59H205ZM208 60H207V63L209 62ZM237 60H239L240 63H238ZM246 60H247V62H246ZM147 61L150 64H148ZM174 61H176V62H174ZM178 61H181V62H184V63H182V64L180 63L181 66H179L180 64L178 63ZM192 61L194 62V65H193V62ZM215 61H216V59H215ZM256 61L257 60L255 59V62ZM151 62H156L159 67H157L156 65H154L156 63L151 64ZM190 62H192V65L193 66L192 65H188V64H191ZM120 64L123 65V62L120 63ZM174 64H175V67L173 66ZM184 64H186V65H184ZM237 64H240V66H239L240 69L238 68V65ZM152 66L154 68L152 70H148V68L150 67L149 69H151ZM176 66H179L180 68L177 67L178 68L177 69ZM253 66H255V68H257V65H255L254 63H253ZM253 66H252V68H253ZM234 67L236 69L235 71H237L238 73H239V71H241L242 67L244 68L242 70L243 71L242 72L243 74H241L242 76L240 74H237L238 78L240 79L239 82H241V83H238V80H239L238 78H237L238 80H236L237 82H235L233 80V78H235V76H236V74H235L236 72L234 71ZM255 68H253V70ZM133 69H134V71H132ZM160 69L162 71H160ZM129 70H131V72ZM155 70H157V74L158 75L159 74L161 75V76L159 75L160 76L159 77V80L157 79V77H156V80H155V76L157 75V74L155 75V73H156ZM166 70H168L169 72L166 71ZM193 70H194V72H193ZM196 71H197L198 74L196 73ZM199 71L202 73V77L200 76L201 74H200ZM213 71H214V68H213ZM232 71L235 72V73H233V75L230 74ZM96 72L97 71H95V72L93 71V73H94L93 75L94 76H96ZM149 72H151V73L148 74ZM130 73H132V74L133 73H136V75L135 74L132 75ZM247 73L249 74V72H247ZM247 73L242 77L243 81H244V77L245 76L247 77V78L245 77L246 80L249 79ZM251 74H253V73H251ZM148 75H150V76H148ZM208 76H209V73H208ZM208 76H207V78L210 77V76L209 77ZM255 76L257 77V70H256V75ZM230 77L232 79H230ZM256 77H254V76L251 75V80H252V78H255V81H256L257 80ZM191 78H192L193 81H191ZM89 80H97V79L90 78ZM198 80H200V81H198ZM216 80H218L219 82L216 81ZM154 81H156V82H154ZM201 81H204V82L201 83ZM252 81H254V80H252ZM141 83H143V82H141ZM237 83H238V85H237ZM136 84L133 85L135 88L137 86ZM160 84L161 85H164V87L163 86H160ZM166 84H167V87L168 88L166 87ZM225 84L226 85L227 84H230V86L228 85V87H230V88L227 89V86H225ZM232 84H234V87H231V86H233ZM253 84H254V82H253ZM156 86L157 87H160L159 90H158V88ZM176 86L178 87L177 89H175ZM253 86L256 88V85H253ZM253 86L251 88H254ZM198 87L200 89L210 88L211 90L210 91L207 90V91H209L210 92L209 94H211V95L209 96V94H208V92L206 90L203 91L204 89L203 90H200V89L197 90ZM242 87L244 88L243 91L240 90V88H242ZM245 87H249V88L247 89ZM153 88H155V89H153ZM189 88H191L193 90H191V89L189 90ZM194 88H196V90ZM213 88H215L217 91L215 89H213ZM37 89H36V93L34 95L25 94V92H24L23 89H19L18 90V94H20V96H21L20 99L22 100V101L20 100L21 102L19 101L20 103L17 101L19 99V96L18 95H16L17 97L15 96L14 97L15 99H14V98H10L8 95L6 96L3 93L0 94V130H2V128H3V130L5 129V131L8 130L7 129L8 128L7 125H8V121L9 120L12 123V125L14 127V130H15V140H14V146H13L14 148L13 149H11V150L10 149H4V146L2 145V141H0V169L4 172L3 174H5L8 179H11V181L13 180V181L16 182V180H18V182H16V184H15V182L14 183H11V182H8L7 183L6 182L9 185L12 184V186L11 185L8 186L3 181V177L2 176H4V175H2V176L0 175V177H2V178H0V190H1L0 191V210H2L1 208H3L2 206H4L5 203H7L8 201H12L13 200V194H16L17 195L21 191V189H23L24 187L26 188V186H25L26 183H24L23 181L24 180L26 181L27 178H24V177L22 178L21 177V179H20L19 176H28L29 174H31L32 175V178L31 177H28L29 179H34V180L35 179H42L41 177L46 172H48V175H49V173L52 172V170H48L47 167L48 166L50 167V164H51V162H53L54 159L56 160V158L58 156L61 157L62 154L65 155L64 152H66L67 155H65V156L68 159V161L69 160H73L72 158L74 157V153H76V150L78 148V136H76L77 133L75 134L74 140L72 142H71V139L69 138V135H70V132H71V127L76 123L75 120H74L75 119V116H74V107L72 106V104H71V108H70V106L66 107L67 105H65L66 103H68V105L71 103L72 96H69L68 94L62 93V95H60L58 97L57 95H54L52 91H49V93H41L40 89L39 88H37ZM160 89H163L164 90V93H163V91L160 92L161 91ZM166 89H168V90H166ZM245 89H246V91H245ZM232 90L233 91L235 90V92H238V94L233 93ZM174 91H175V93H174ZM202 91H203V93H202ZM211 91H212V93H211ZM157 92H158V95L161 96L160 97L161 100H163L162 98L165 99V101H166L165 104L166 105L165 104H161L162 101H158V102L155 101V100L158 99L157 97H155V96H158L157 95ZM215 92L217 94H215ZM147 93L149 95H147ZM154 93H155V95H154ZM252 93H250V94L247 93V94H248V96L249 95L252 96ZM45 94H47V95H45ZM169 95L170 96L173 95V96L170 97ZM216 95L217 96H220V97L219 98H216L217 97ZM244 96H246V94L243 95V99H249L248 97L245 98ZM98 97H99V99H98L99 104L97 105V107L100 105V102H101L100 101V95ZM175 97H176L177 100L176 99H173ZM16 98H17V100H16ZM146 98H147V101L148 102H146ZM148 98H149V100H148ZM188 98H190V99H188ZM250 98L252 99V97H250ZM64 99H67V100H64ZM222 99L223 98H221V100ZM237 99H239V103L237 102ZM133 100H134V102H133ZM188 100H190L191 102L188 101ZM150 101L151 102L153 101L152 102L153 104L150 103ZM229 101H230L231 104H228ZM249 101L247 100L246 103H248ZM132 102L134 103L133 106L130 104ZM177 102H178V104H177ZM210 102H211L210 104L213 103L211 100H210ZM253 102L255 103V101H253ZM198 103H200V104H198ZM151 104L153 106H155L157 104L156 107L159 106L160 109L163 108V110H158L159 108L157 109L156 107H154V110H153V109H151V107H152ZM248 104H249L248 106H250V104H252V101L250 103H248ZM127 105H131L135 109V110L133 109V111L135 112L134 113V118H133L135 124H132L131 123V116H130L129 111L126 108ZM162 105H163V107H162ZM215 105H216V103H215ZM239 105L242 108H244V109L243 110L242 109H239V107H240ZM198 106L200 107L199 109H198ZM219 106H220L221 112L223 113L222 114L220 112V114H221V115L219 114L220 116L217 114V110H219L218 109ZM229 106H231L233 108L232 111H231L232 108L231 107L229 108ZM38 107H40V108L38 109ZM148 107H150V109ZM251 107H253V105ZM251 107H249V108H251ZM147 108H148L149 111H147ZM40 109L43 112H42V114L39 115V114H37V112ZM166 109H169V110H166ZM184 109L187 112L185 111L186 115H185V119L183 120L182 118H179L180 117V114L179 113L181 111H184ZM137 110H140V112H141V113L139 112L140 115L143 113L144 116L143 115H142V117L139 116L138 115L139 113L137 112ZM155 110H156V113L152 115V113H153L152 111H155ZM196 110H197V112H196ZM222 110H224V111H222ZM248 110H249V112H246L244 115H246L247 113H248V115H250L249 113H250V110L251 109H248ZM143 111H146V112H143ZM30 112L31 113H34L33 116H32V118H31V121L30 120H27V116H25L26 113H30ZM157 112L159 114H157ZM165 113L167 114L166 116H165ZM176 113H178L179 115L176 116ZM251 114H252V112H251ZM174 115H175V118L177 117V119H175L173 117L172 121H170L171 120L170 117L171 116H174ZM221 116H222V118H221ZM156 117L157 118L159 117V119H161V117H162L161 122H160L159 119H156L154 121L153 118L155 119ZM218 117H217V119H219ZM225 117H227V118L225 119ZM178 118L182 122L178 121ZM186 119H187V121H186ZM210 119H211V117H210ZM213 119L211 121H213ZM230 119H234V120H230ZM150 120H151V122L155 123L156 125L153 124L154 125L153 126L152 123H149ZM157 120H159L158 121L159 123H156ZM163 120H164L165 123L163 122ZM168 120H169L170 124H169ZM27 121H29V122L27 123ZM140 121H141V123H144V124H141ZM146 121L148 122L147 123L148 126L146 125L144 127L143 125L146 124ZM185 121H186L187 124H185ZM211 121H209V123H211ZM218 121H217V123H219ZM201 122L199 121V124H201ZM175 123L176 124L178 123V125H176ZM204 123L202 125L203 127L206 124H208V123H206V124H204ZM214 123H216L215 120H214ZM159 124H160V127L161 128H159V127L158 128H154L155 126L156 127L159 126ZM161 124H163V125H161ZM149 125H152L150 128H151V130H153V132L151 130H148ZM222 126L224 127V124ZM103 127L106 128V127H109V125H106L105 124ZM207 128H209V127H207ZM213 129L215 131H219L220 129H222V127L221 126H219V127L218 126L217 127L214 126ZM3 130H2V132L4 133ZM148 131L149 132L151 131V133H153L157 138L156 139L155 138L153 139L152 137L154 135H151L152 137L149 136L151 133H149ZM204 131H206V130H204ZM6 133H8V131ZM6 133H4L5 136H6ZM148 133H149V135H148ZM239 134H242L241 133V130L239 131ZM216 141L219 142L221 140H215V142ZM217 142H216V144H217ZM152 144H153V146H151ZM216 144H213V145L217 146ZM218 145H219V147L221 146L220 143H218ZM148 146L155 148L154 150L153 149H148L149 152H150V150H151L152 153L154 152L153 155L150 154V157L148 156L149 153L147 152L148 151L147 150ZM156 147H160V146H156ZM219 147L217 149L218 151L221 150V149H219ZM215 148H214V150L216 151ZM68 161H65L64 162V164H65L64 174H65V176H67V178L69 180L73 181L71 177H75L76 176V173H77L78 168H76L74 165L70 164ZM50 169H51V167H50ZM149 171H147V172H149ZM19 173H22L23 175L22 174L20 175ZM145 173L146 172H143L142 174H145ZM149 173H151V172H149ZM152 174L153 173H151L150 176ZM17 175H19V176H17ZM31 175H29V176H31ZM16 176H17V179H16ZM44 176H45V178L47 177V175H44ZM147 176H149V175H147ZM135 178L136 177L131 178L130 181L131 180H134ZM102 179H103V175L102 174H94L93 179L90 180V181H88L86 183V189H88L89 191L92 192V191L95 190V187L101 186V190H102L105 187V186L103 187L102 184H101ZM21 180H23V181L21 182ZM34 180H32V181H34ZM2 181L4 182L3 183L4 186H3V184H1ZM5 181H7V180H5ZM27 181H30V180L27 179ZM115 181H117V179ZM130 181H129V183H130ZM114 183H112V184H114ZM26 185H28V184H26ZM107 185H109V184H107ZM5 186L7 188H11L10 192H8V190L7 191L4 190V189H6ZM73 190L75 191V195L78 196L79 188L78 187H73ZM101 190H100V192H101ZM130 191L132 192L131 194L133 195V197L132 196L122 195V197H124V199H125V197H127V200H126V202L124 204V208H122L120 210V212H119L120 217H121V221H122L121 224L124 227H126V228L131 227L134 220L135 221H141V219H142L141 216H140V213L138 211H135V204H136L135 202L138 201V200H144L145 202L150 201V202H153L155 204V206L161 205L163 207L165 206V207L168 208V202H167V200L163 196H160V197H150V196H144V195L139 194V193H137L135 191H132V190H130ZM6 192H8V193H6ZM56 196H64L65 198H67L65 192L63 191L62 186L60 188L58 187V190H56V191L52 192L51 194H49V196L46 199L52 200ZM117 196H118V194H116L114 196V200L117 198ZM28 200L30 201V204L36 202V201H33L32 202V200H30V199H28ZM131 203H132V206L133 207L130 206ZM131 207H132L133 211H132ZM160 210L158 209V212H160V214H161L164 210L163 211L162 210L160 211ZM130 212H133V213H130ZM167 213H168V211H167ZM111 216L113 217V214L112 213H111ZM159 216H161V215H159V213H158V217ZM111 221H112V218H111ZM15 224L13 225V227L11 226L12 228H10V230L8 232H5L6 234L1 232L2 234L0 236V238H1L0 240H1L2 247L4 249L8 248L9 246H12L11 236H12V232H13V228H14ZM152 229L150 231L151 234H152V231L155 230V229H153V230ZM0 231H2V229ZM154 234L155 233H153L152 235H154ZM159 238L160 237L157 236L158 243H159ZM161 242H162V240H161ZM155 243H157V242H155ZM108 256H109V261L106 264H112V262H110L111 261L110 255L108 254ZM45 261L46 260L44 258H39L37 261L36 260L32 261L31 258H30V263L31 264H45ZM54 263L55 264H71L70 261H69V259H68V257L66 258V261L65 262L55 261Z\"/></svg>","mask_w":264,"mask_h":264},{"label":"crops","instance_id":"3","mask_svg":"<svg viewBox=\"0 0 264 264\" xmlns=\"http://www.w3.org/2000/svg\"><path fill=\"white\" fill-rule=\"evenodd\" d=\"M120 1L128 5V0ZM138 6L136 3L137 22L142 17L153 18L151 10L138 9ZM72 22L76 30L70 58L58 52L63 48L66 25ZM93 32L87 6L81 0H0V94L7 96V90L15 86L17 91L23 89L25 94L34 95L41 85L42 75L56 67L54 77L49 80L50 87L58 84L60 95L72 97L75 89H82L85 91L82 102L97 107L98 81L90 80L86 85L78 78L86 71L90 76L97 71L96 77H103L108 44L101 34ZM107 42L112 50L120 44L115 39H107ZM140 165L138 159L131 158L117 181L105 186L95 200L83 201L73 190L72 201L56 196L32 203L31 216L15 219L13 223L16 224L11 236L12 247L27 251L32 261L44 258L65 262L67 257L80 252L84 264H106L108 253L95 244L100 243L105 236L104 229L111 222L114 196L133 197L128 181L136 177Z\"/></svg>","mask_w":264,"mask_h":264}]
</instances>
